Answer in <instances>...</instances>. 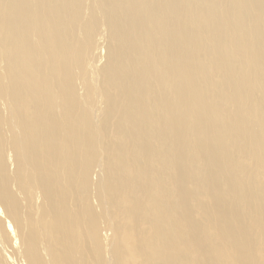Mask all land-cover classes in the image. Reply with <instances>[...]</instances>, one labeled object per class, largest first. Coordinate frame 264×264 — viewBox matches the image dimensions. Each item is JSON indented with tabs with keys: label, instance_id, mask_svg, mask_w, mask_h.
Masks as SVG:
<instances>
[{
	"label": "bare ground",
	"instance_id": "6f19581e",
	"mask_svg": "<svg viewBox=\"0 0 264 264\" xmlns=\"http://www.w3.org/2000/svg\"><path fill=\"white\" fill-rule=\"evenodd\" d=\"M92 51L105 53L104 66ZM175 76L185 90L178 114L179 92L169 102ZM101 114L109 228L99 240H123L124 221L136 239L129 256L104 249L111 264H264V0H0V160L9 165L0 176V264H88L57 196L67 202L61 183L73 185L74 158ZM112 117L126 128L118 138ZM179 134L183 151L199 156L194 174L174 171L184 163L172 145ZM173 167L170 195L155 175ZM97 170L81 168L85 179ZM33 173L50 206L39 193L29 198ZM195 218L213 223L220 243L176 255L173 226L199 233Z\"/></svg>",
	"mask_w": 264,
	"mask_h": 264
},
{
	"label": "rangeland",
	"instance_id": "374dc122",
	"mask_svg": "<svg viewBox=\"0 0 264 264\" xmlns=\"http://www.w3.org/2000/svg\"><path fill=\"white\" fill-rule=\"evenodd\" d=\"M64 18H66V15L64 16ZM85 41L87 42V40H85ZM85 51H86V49H85ZM92 52H93L92 57H93V59H95L96 62H98V59H102V62L100 60V62L98 63V64H101V66L98 64L97 65L94 64V66H93L92 61H90V63H88V66L91 64V66L93 67V70H94V67H96V66H97L96 68H100V67L104 66L107 62V57H106L105 53L102 54L103 56L100 55V58H97L94 55V51H92ZM104 55L106 58L104 57ZM87 56L88 57L91 56L90 52H89V54H87ZM102 57H104V58H102ZM92 67H90L86 70L87 73L89 74V76L90 75L93 76L92 75L93 72L91 69ZM77 75H79L78 69H76V76ZM91 79L93 80L94 76H93V78L91 77ZM179 80L175 76L170 81V93H171V95L169 96V102L170 101L175 102L178 100L176 97L177 92H179V99H180L179 107L175 111L174 114H178L180 112V110H182L184 113V108L180 107V105L183 101L182 95L185 92L184 84H183V86L181 85V81L183 80V78L179 77ZM78 82H79V80H77L76 83H78ZM21 83H23V82H21ZM78 85L80 86L79 83L76 84L75 89H78L77 94H79L81 92L80 98H81L83 104H85V105H83V107L85 110H88L90 108V106H89L90 105V101H89L90 98H88L89 94L86 93L87 94L86 95L84 90L81 89L82 86L79 88ZM81 85H83V83ZM23 87H24V84H23ZM83 92H84V96L82 97ZM17 93H21V92H17ZM157 94H159L160 96L162 95L160 92ZM25 96H26V92L24 90H22V97H25ZM87 98L89 101V105H88V101H86ZM96 99L97 98H95V101H96ZM45 102H50V103L54 104L52 97H48L45 100ZM45 102L42 103L44 105L43 108L48 109L45 105ZM96 102H98V101H96ZM99 106L100 107L102 106V102H101V104L99 102ZM154 109H156V108H154ZM2 114H8L6 109L3 110ZM107 119H108V117L106 115L101 114L99 122H98V120L94 122L95 125L98 124V128H96V126L93 125V131H94L93 138L91 140L83 141V146H82L81 150L76 154V157L74 158L76 161V165H75L76 176H75V180H74L73 185L66 187L65 183H61V186L63 188V196H65V195L68 196V198L66 199L67 202H65L64 200H62L60 198L62 196H60V195L57 196L59 198V200H61L65 203L66 214L68 216L70 215L74 219V223L76 225L75 226V235H76L77 250L75 251V253L77 255V258H78V260H80V258H81L80 251L83 250L85 253V256H86V261H88V264H111V261H109L108 257H106L104 255V251L107 250V248H109L107 250V251H109V253L111 252V250L113 252H115V250H117V252L118 253L120 252L121 255L129 256L132 254V252L128 253L127 251H132V246L134 245V243L136 241V239H135V237L131 231L133 229V223L128 222V228H129L128 229L126 227L125 221H124V224L122 226V229L119 231V236L122 237L123 240L122 239H120L118 241L115 240L113 246H111V242H109V239L111 238L110 236H109L110 238L108 237V239L106 237L102 238L104 240L103 241L104 244L102 242H100V240H99V232L102 231L103 232L102 234H105L106 232H104V229H106L107 227L109 228V226L105 223V220L109 214V209H108V204L106 202H104V200H106V197L109 194V191H108L109 189L106 185V182L104 181L105 178L103 179V181H100L101 178H103L104 169L102 166L98 165V159H97L101 155L100 140L102 138V134H101L100 130H101L102 126L105 124V121ZM186 121L187 120L185 118L184 120H181L179 122L180 126L184 129H185ZM110 122H111V125L113 126L114 130L116 131L114 133V135H115V137L117 136V138H118V134L121 133V131H123L122 128L123 129H126V128H125V126L117 127L118 122H117V118H115V117H112L110 119ZM155 129H156V131H160V127L156 123H155ZM2 133H3V135L7 134V132H5L4 130H2ZM126 137H127V135H126ZM168 137H169V134H168ZM177 138L181 142L180 147H178L177 144H172V143L171 144L177 150V154H179L180 156L183 157L184 163L181 166H176L175 168L177 170H174V171L179 173L180 176H183L184 167L187 166L186 169L191 170V172L194 174L199 169V162H200L199 156L196 154L194 147L189 151H183V149L181 148L182 146H184L183 145V139H184L183 134L177 135ZM170 139L171 138H169V140ZM5 141H8V140L4 139L2 141V144ZM171 141H173V140H171ZM91 146H93V147H91ZM168 149L171 150L169 144H168ZM3 151L5 154H7L6 148L3 147ZM163 155H164V153L159 150V155H157L156 159L151 163V167L154 168V165L158 166L160 163V157ZM0 158H1V148H0ZM68 159H71V158H68ZM49 162H50V159H45V161L42 163H45L48 165V167H50ZM9 164H10V160H9ZM83 166H86L90 170H94L95 168H97L98 170L94 174H91L87 179H85V178H83L82 171H81V168ZM8 167H9V165L5 166V162H2L0 160V176L3 175V172ZM13 168L10 171L11 174H13V172H14ZM171 169L173 170L174 167L166 169L165 172L163 171V169H161V171L163 173L159 172L158 175H155L156 176L155 180L158 182V187L160 190L167 189L169 191L170 195H173L174 186H173V183H171L172 181H169L168 179L165 180L166 176H170L169 171ZM236 177L238 178L239 176L236 175ZM66 180H68V179L66 178ZM164 182H165V184H167V185L169 184L173 187L165 186ZM95 185H97L98 188H96ZM27 187H28L27 193L30 195L29 198H32L33 194L35 195V193L36 194L39 193L37 195L42 197L43 203L46 206H50L49 198H48L47 194H45L41 190L40 182L37 180V177L34 175V173L29 175V177L27 179ZM3 190H4L3 187L0 186V191L3 192ZM174 191H176V189H174ZM13 192L19 193L20 190H16L15 188H13ZM52 194H50V195H52ZM50 201H51V199H50ZM109 218L113 219L112 216H109ZM201 220L202 219L195 218L191 221V224H192L191 226L194 229H200L199 233L188 231L189 227H187V226H184L181 228L173 226V236L178 242V250L175 252L176 255H180V254L184 253L187 249H194V248L199 249V247L213 248L217 243H220L219 240H217L214 237V224L211 222H208L206 224V226L202 228L201 227ZM178 225H179V222H175V226H178ZM112 228L118 232V230L115 226H112ZM225 229H227V226H226V224L222 223L220 226V231H223ZM110 230H111V232H110L111 236L115 235L114 231L111 228H110ZM39 239L41 242L44 240V238H42V236H40V235H39ZM45 240H46V238H45ZM111 240H112V238L110 239V241ZM162 240L166 241L165 246H169L170 245L169 242L172 240V238H168V239L162 238ZM110 247H112V248H110ZM193 255H194V257H197L196 254H193ZM211 255L216 257L217 251L212 252ZM255 255H257V256H255L256 259L261 257V253H258ZM110 257H111V253H110ZM193 263L194 264H200V263H196V262H193ZM78 264H82V262H80ZM227 264H230V261H228Z\"/></svg>",
	"mask_w": 264,
	"mask_h": 264
}]
</instances>
